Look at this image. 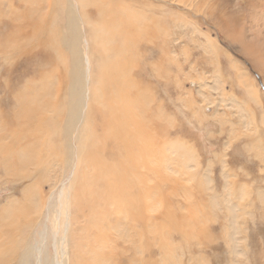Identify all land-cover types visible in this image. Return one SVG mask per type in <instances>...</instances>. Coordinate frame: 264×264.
<instances>
[{"label": "rangeland", "instance_id": "obj_1", "mask_svg": "<svg viewBox=\"0 0 264 264\" xmlns=\"http://www.w3.org/2000/svg\"><path fill=\"white\" fill-rule=\"evenodd\" d=\"M68 3L76 5L70 9L81 35L84 3L0 0V145L19 130L25 135L8 145L13 153L0 152V264H34L44 226L43 264H50L51 236L61 231L59 182L69 174L60 210L72 216L63 264H264V0H85L96 27L113 39L125 35L128 50L114 52L104 37L90 43L86 36L96 75L116 61L130 75L128 88L117 83L111 96L104 80L93 78L92 93L111 104L122 94L130 100L129 120L143 122H126L127 112L120 120L151 133L136 138L151 152L131 154L132 165L148 172L144 182L131 177L139 218L112 205L116 198H89L92 188L104 189L96 166L117 164L124 150L120 140L106 139L95 105L84 129L86 51L80 44L83 56L74 58L58 43L70 25ZM127 4L136 11L134 27L125 20L130 26L119 29L99 12ZM42 19L47 25L38 34ZM28 110L42 115L44 140L29 136ZM175 219L184 227L171 229ZM139 236L150 240L149 254Z\"/></svg>", "mask_w": 264, "mask_h": 264}, {"label": "bare ground", "instance_id": "obj_2", "mask_svg": "<svg viewBox=\"0 0 264 264\" xmlns=\"http://www.w3.org/2000/svg\"><path fill=\"white\" fill-rule=\"evenodd\" d=\"M77 1L79 2V4L88 3V1H86V3H85V0H77ZM184 1L187 3H190L192 0H184ZM88 4H90V3H88ZM83 5H81V6L78 5V6H80L78 10H82L83 14H84L82 17L84 18V21H85V27H83V33L81 34L84 36L83 40L81 41V35L78 32L79 20L77 19L75 13L73 11H71V9H70V7L75 9L76 5L72 4V3H68L67 7H69V9L66 10L67 11L66 14L69 18L70 25L68 27H66V32H64V33H67L66 36L65 37L63 36V38L58 39V43L63 44V46L69 48V50L72 52L74 58L81 57V55L83 56V49H82V46L80 44L83 45V47L86 51L84 54V57H83L84 65H85L83 68V80L85 83V89L80 93V99L82 101V109L84 110V113H85L84 129L88 128L90 108L92 105H95L98 114L103 119V121H102V123L104 124L103 130H104V134L106 136V139L108 141H111L114 143H117L118 140H120L122 142V146H123V150H124V154H123L124 158L123 159H126V162H127L126 165H123L122 164L123 159H121V161H119L117 164L107 160V162L104 163L103 165H97L96 166L97 170L101 169L99 179L103 180L104 189L100 190L98 188H92L90 190L89 198L92 202L96 201V199H98V198H101L102 202L104 204L107 201H108V203L109 202L112 203L111 200L113 198H116L115 203H112V205L116 206L119 210H122L123 212H125V211L129 212L133 217L139 218L140 214L138 212L134 211L133 201L137 200V199H138V201H140V198H139L140 194L138 192V189H133L134 186H133V182H132L131 177L134 175V177H136L139 181L144 182L145 176L148 174V172L144 167H140L139 169H136L132 165L131 154H148L151 152V147L148 144H146L147 142L145 143V145H139L136 143V138H143V136L145 135V139H146V138L150 137L151 133L146 132L148 130L142 131L139 128L134 129V130H130L126 126V124L120 120V116H122L125 112H127L126 122H129L132 125H139V124H141V122H143V119L138 120V121L137 120H129V112L132 109H131V106L130 105L127 106V104H128V102H130V100H128V102H127L125 98H122V94H119V97L122 100V102H120L118 100V98L115 97V100L119 101L116 104L108 103L105 100L107 97L103 98L100 96L99 99L94 97V95L92 93L93 88L91 89V87H90V85L93 83V78L103 79L104 80V87L106 90V96H108V95L111 96L112 94L114 95V92L117 90V88H116L117 83L120 85V87L123 91H125L128 88V86H127L128 82L127 81L129 80L130 75H128L125 66L119 65V61H116L115 63H110V64L106 63L105 64L106 68L104 66V69H102L103 71L101 70L102 71V73H100L101 75L100 74L96 75L94 67L91 66V59L89 56V42L86 39V36H88L90 38V43H92L93 40L95 38H97L96 36H98V35H99V37H104V45L106 47H109V49L113 50L114 52L121 51L123 54H126L128 52V50L125 46V41H124L125 35L124 36L122 35L119 39H113L111 37H107L108 32L105 30V26L103 29L97 28L95 25V23H97V22H93V20H92L94 14L90 10L87 11ZM133 8H134V6L127 4V5H122L119 7L110 8V10H108V11H106L105 8H103L101 10L99 9L100 10L99 12L101 13L103 11V13H107L109 17L113 18V19L108 20V22L114 23L119 29H121V26L123 28H128L130 26V23L132 24L131 25L132 27H134V25H137L138 20L135 17L136 11ZM96 16L97 15H95L94 18ZM122 20H123V23H122ZM125 20H129L130 23L125 21ZM43 22L47 25L46 21L42 19V20H40L41 24H39L38 26H34L35 27L34 30L38 31L37 32L38 34H42ZM98 22H100V20ZM108 22L104 20V24L108 23ZM100 27H102V25ZM19 32H22V31H19ZM28 35H30V34H28ZM256 62H257V60H256ZM252 63H254V61ZM118 71H121L120 76H116V73ZM249 81H250V79H249ZM112 87H113V90H112ZM246 89H247V87H246ZM248 94H255V89H251L250 93H248ZM256 96H257V94L255 95V98H256ZM101 98H103V99L101 100ZM107 100H108V98H107ZM130 104H132V103H130ZM133 106H134V104H133ZM34 107L37 108L36 106H34ZM27 109H31V108H27ZM51 109H54L56 111L58 108L56 106H53ZM69 109L71 111H73L74 107H70ZM28 111L30 112L29 118L32 120L33 125H34V127H31L28 129L29 136H32V134H34L35 137H38V139L40 138L41 140H44V135L47 136V134L45 133L44 128L41 126L42 125V123H41L42 115L37 113V112L32 113L30 110H28ZM70 125L71 124L69 122L68 127H70ZM25 127H27V126H25ZM25 127L23 126L22 128H25ZM24 136H25L24 133L19 130L18 137L14 139L13 135H10V137H11L10 140L12 142H14V141L18 142L20 138L24 139ZM7 140H9V139H7ZM11 141L9 142L8 145H11L10 144ZM262 141H263V139H262ZM259 143H260V141H259ZM52 144H53V142H52ZM8 145L6 143H3L2 146L0 145V152L5 153V156L13 153L11 151H15L14 148H12ZM262 147H264V145ZM19 151H21V149H19ZM121 164H122V167L120 166ZM33 165H34V163H33ZM70 179H71V174L65 176V178L59 182L58 199H57L58 210L56 211L55 224L59 222V224L61 226V231H55L53 233V236H51L50 248H51V252H52V261L50 262V264H63V261H64L63 259L67 256L66 249H67V244H68V236H69L71 226H72V223H71L72 216L70 214V211L68 209H65L64 213H62L63 216L61 217L60 210L62 209V198L64 195L65 184L67 182H69ZM113 187H114L115 192L113 191ZM141 187H142L143 191H145V193H146V191L150 192V190L148 188H146L145 185H142ZM128 190L130 191V193H129V195L125 196L126 193L128 192ZM49 197L50 198H48L47 203L45 205L46 208H50L51 202L53 200V194H51V196H49ZM66 198H67V195H65V199ZM88 209H90V205H88ZM47 211H48V209L46 210V212ZM47 217H48V215L46 214L44 221L47 220ZM182 223H183L182 219H175V220H172L169 222V227L171 229H174L175 225H180L181 228H183L184 225L182 226ZM17 230H19V228H17ZM25 230L26 229H24V231ZM10 232H11V230H10ZM11 234L14 235L13 233H11ZM37 236L39 237V241L36 243V245L34 247L35 256H34L33 260H34V264H43V261H44L43 257H44V254L46 253V250L48 249L47 248V241H46V227L45 226L43 227L42 231L37 233ZM141 236H143V235H141ZM140 239H141V245H142L144 251L147 254H149L148 253V252H150L149 248H150V246H152L150 243V240L148 238H142V237H140ZM11 246L13 247L14 245H11ZM11 246H9L8 248L10 249ZM60 258H62L61 259L62 261L59 260ZM147 260L149 261L148 258H147ZM92 264H94V263H92Z\"/></svg>", "mask_w": 264, "mask_h": 264}]
</instances>
